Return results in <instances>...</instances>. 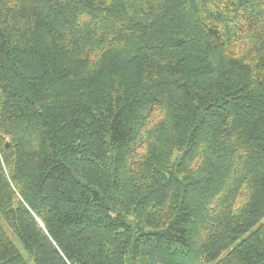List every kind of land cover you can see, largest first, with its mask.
I'll return each mask as SVG.
<instances>
[{
  "label": "trees",
  "instance_id": "obj_1",
  "mask_svg": "<svg viewBox=\"0 0 264 264\" xmlns=\"http://www.w3.org/2000/svg\"><path fill=\"white\" fill-rule=\"evenodd\" d=\"M0 216L33 264H264V0H0Z\"/></svg>",
  "mask_w": 264,
  "mask_h": 264
},
{
  "label": "rangeland",
  "instance_id": "obj_2",
  "mask_svg": "<svg viewBox=\"0 0 264 264\" xmlns=\"http://www.w3.org/2000/svg\"><path fill=\"white\" fill-rule=\"evenodd\" d=\"M0 224L2 226V228L4 229V231L6 232V234L9 236V238L12 240V242L14 243V245L17 247V249L20 251V253L23 255V257L30 263L33 264L27 253L25 252L21 242L19 241V239L15 236V234L11 231V229L9 228V226L7 225V223L2 219V217L0 216Z\"/></svg>",
  "mask_w": 264,
  "mask_h": 264
}]
</instances>
